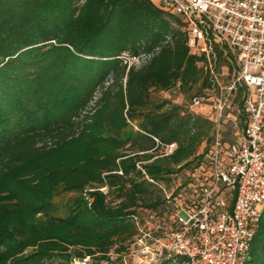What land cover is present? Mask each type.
<instances>
[{
    "label": "trees",
    "instance_id": "trees-1",
    "mask_svg": "<svg viewBox=\"0 0 264 264\" xmlns=\"http://www.w3.org/2000/svg\"><path fill=\"white\" fill-rule=\"evenodd\" d=\"M186 40L153 0H0V264H111L131 215L165 213L156 184L182 179L211 129L159 96L211 89ZM124 52L149 58L127 69ZM244 264H264V211Z\"/></svg>",
    "mask_w": 264,
    "mask_h": 264
},
{
    "label": "built area",
    "instance_id": "built-area-1",
    "mask_svg": "<svg viewBox=\"0 0 264 264\" xmlns=\"http://www.w3.org/2000/svg\"><path fill=\"white\" fill-rule=\"evenodd\" d=\"M153 2L179 17L189 55L204 59L212 86L190 108H208L211 129L195 166L171 188L156 184L165 213L130 216L131 248L138 264H244L264 211V0ZM148 58L119 56L127 69Z\"/></svg>",
    "mask_w": 264,
    "mask_h": 264
},
{
    "label": "rangeland",
    "instance_id": "rangeland-1",
    "mask_svg": "<svg viewBox=\"0 0 264 264\" xmlns=\"http://www.w3.org/2000/svg\"><path fill=\"white\" fill-rule=\"evenodd\" d=\"M222 65H223V63L221 62L220 66H222ZM159 96L162 99H169L173 103L185 105L188 108V110L191 111V113H193V114L200 115V116H209V114H210L209 109L204 107V106H202L198 109H195V110H191L190 105H189V101L184 100V98L179 93H177V91H175V90L171 91L170 93L160 94ZM204 147H205V141L199 146V149H198V155L199 156L203 152ZM193 165H194V163H192V166ZM189 169H190V167L185 169V170H182L180 173L183 174L184 172L189 171ZM170 178L172 180L173 177H170ZM174 181H176V179H174ZM171 185H172V183H171ZM40 215L41 214L36 215L35 221L32 222L33 226H31L30 228H38L39 227L38 226L39 225L38 219L41 217ZM26 231H28V230H26ZM16 235L19 236V234H16ZM130 249H131V251L128 252V255L121 257V259H119V260H115L116 259L115 256H111L112 257L111 264H138L136 249H132L131 247H130ZM4 250L5 249H4L3 245H0V253H3ZM132 253H133V255H132ZM90 263H91L90 259H87V258L83 262H78V261L74 262V264H90Z\"/></svg>",
    "mask_w": 264,
    "mask_h": 264
}]
</instances>
